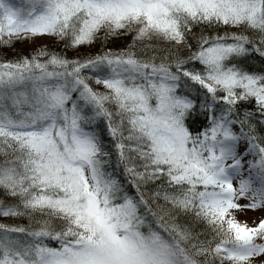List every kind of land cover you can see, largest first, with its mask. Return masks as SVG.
<instances>
[{
    "label": "snow or ice",
    "instance_id": "6c2138e0",
    "mask_svg": "<svg viewBox=\"0 0 264 264\" xmlns=\"http://www.w3.org/2000/svg\"><path fill=\"white\" fill-rule=\"evenodd\" d=\"M17 42L0 264H264V0H0Z\"/></svg>",
    "mask_w": 264,
    "mask_h": 264
},
{
    "label": "rangeland",
    "instance_id": "374dc122",
    "mask_svg": "<svg viewBox=\"0 0 264 264\" xmlns=\"http://www.w3.org/2000/svg\"><path fill=\"white\" fill-rule=\"evenodd\" d=\"M23 46V44H15L12 46V48ZM9 48V49H12ZM88 48V47H87ZM264 214V209H259V210H247L238 213V218L241 220H247L249 223L253 222L255 218H258L260 215Z\"/></svg>",
    "mask_w": 264,
    "mask_h": 264
},
{
    "label": "trees",
    "instance_id": "16d2710c",
    "mask_svg": "<svg viewBox=\"0 0 264 264\" xmlns=\"http://www.w3.org/2000/svg\"><path fill=\"white\" fill-rule=\"evenodd\" d=\"M16 44H21L19 42H17ZM23 47H25V45L23 44V46H19V47H15V48H12V49H9V48H3L2 50L0 51H3V52H7V53H11L13 51V49H22ZM88 46H84V50H88V51H91L90 48H87ZM95 47V45L93 46ZM199 66V65H197ZM242 108H247V109H253L254 108V101L252 102H244L242 105H241ZM0 219H3V217H0ZM20 222H25L23 220H21Z\"/></svg>",
    "mask_w": 264,
    "mask_h": 264
}]
</instances>
